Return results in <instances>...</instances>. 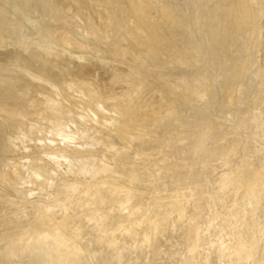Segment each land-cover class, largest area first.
I'll return each mask as SVG.
<instances>
[{"label":"rangeland","instance_id":"374dc122","mask_svg":"<svg viewBox=\"0 0 264 264\" xmlns=\"http://www.w3.org/2000/svg\"><path fill=\"white\" fill-rule=\"evenodd\" d=\"M165 1L178 21L171 29L178 55L188 43L205 41L207 32L197 16L203 10L207 23L222 0ZM259 2L264 5V0ZM56 9L62 18L56 17ZM107 22L85 0H0V104L4 93L23 92L27 86L31 96L42 100L52 93L53 84L74 79L86 78L105 96L125 91L128 84L112 78L128 72V63L102 53L112 41L86 30L88 24L103 29ZM61 34L82 49L61 43ZM224 40L220 44L225 51L210 55L207 65L184 67L168 56L150 62L147 86L132 102L142 104L148 114L157 110L161 115L172 103L175 115L133 143L114 132L119 120L112 98L106 103L112 119L102 120L58 96L66 135L40 115L44 100L39 107L21 100L25 119L10 125L2 122L0 110V264H46L44 249L38 250L33 236L65 218L66 238L81 249L74 264L264 262V202L252 217V202L236 205L239 196L221 186L227 173L247 161L253 168L264 165V13L259 39L244 29L231 31ZM232 63L240 65L237 76L231 74ZM197 74L206 76L204 86L187 87ZM35 125L46 133L23 134ZM207 125L210 137L202 152L194 154L193 134ZM55 147L63 149L59 155L50 151ZM131 173L138 175L136 181L129 179ZM183 173L184 180L179 176ZM195 181L203 186L198 214ZM116 186L133 188L130 202H122L125 191H115ZM177 199L185 203L183 217L171 209ZM134 206H140L136 214ZM35 215H44L43 220L34 222ZM158 218L161 225L153 230L151 222ZM192 228L197 230L189 237ZM197 232L198 243L193 244ZM238 232L246 239L258 238L253 258L233 253Z\"/></svg>","mask_w":264,"mask_h":264},{"label":"bare ground","instance_id":"6f19581e","mask_svg":"<svg viewBox=\"0 0 264 264\" xmlns=\"http://www.w3.org/2000/svg\"><path fill=\"white\" fill-rule=\"evenodd\" d=\"M210 1L214 0H204L205 3ZM85 2L98 16L107 17L108 22L103 29L88 24L86 30L91 34H100L107 40L112 41L111 48L101 50L102 53H110L120 61L128 63V72L114 74L112 78L115 83L125 81L128 88L119 94L105 96L100 89L95 88L91 82L84 78L74 79L61 85L53 84L52 93L42 97V100L31 96L29 86L23 92L18 91L13 94L7 92L4 93L0 104V110L3 113L2 122L5 125L24 121L27 111L20 105L21 100L27 99L26 101L34 107H39L44 100L45 107L40 115L43 119L49 120L57 132L66 135L63 100H70L73 106L87 113L98 114L102 120H109L112 118L107 114L106 103L108 104V98H112L114 103L111 104V107L118 114L117 118L119 120L114 127L115 134L126 143L142 140L150 128L160 125L165 119H170L175 115V107L172 103L169 105L167 112L161 115L157 110L148 114L142 104L132 102L131 97L147 86L146 81L149 76L148 66L150 62H157L162 60L164 56H168L167 58L171 62L184 67L193 66L200 62L207 65L210 61V55L220 50L225 51L220 42L224 39V41L228 40L231 31L236 33L244 29H251L255 33V37L259 39V21L264 13V5L259 0H222L213 7L212 15L207 23L205 22L206 17L203 10L197 16V21L205 28L208 35L205 36V41L198 44H189L190 35L188 39L184 37L188 43V49L184 48L185 53L177 55L179 48L176 39L171 35V29L175 24L177 25L178 21L175 20L174 9L165 0H85ZM55 12L57 18L63 17L61 10L56 9ZM181 25L188 29L187 23L182 22ZM119 32L122 36L117 38L116 34ZM190 34L193 35L192 32ZM58 40L65 45L82 49L81 44L65 34H61ZM122 40H125L126 43H123ZM191 58L193 59L191 60ZM239 66L238 63H232V75H238L240 71L237 67ZM192 80L194 83H190L187 87L192 85L204 86L206 76L197 74L193 76ZM188 81L186 80L185 83ZM168 89L172 92L176 88L171 87ZM58 96H62L64 99L60 100ZM46 111L49 113H46ZM210 127L207 125L206 129L194 132L193 135L196 140L193 143L192 153L198 155L202 152L204 143L211 134ZM46 131L43 126L35 125L23 134H45ZM60 150L63 149L59 147L50 148L54 155H59ZM171 169L175 170L172 165ZM179 176L182 180L186 177L185 173L179 174ZM137 178L136 173H131L129 176L131 181H136ZM221 186L223 189L233 190L234 194L239 196L236 205L247 201L252 202L253 207H250L248 212L253 217L257 208L264 202V165L253 168L247 161L239 169L227 173ZM194 188L197 189V204L194 209L196 210L195 213L198 214L203 186L195 181ZM132 189L124 190L121 186L115 187V191H125L124 200L122 201L124 204L130 202V199L134 196ZM171 207L172 210L178 213V217L185 215L186 206L180 199L173 201ZM139 208L140 206H134L132 214H136ZM43 216L35 215L34 222L43 220ZM161 221L162 219L158 218L156 221L151 222L152 229L157 230L161 225ZM66 225L67 219L65 218L57 225H48L44 232L39 231L34 234L32 240L39 245L38 250L44 249L42 252L46 256V264H66L67 262L74 264L78 260L81 249L66 238L63 231ZM196 230V228H192L188 234L189 237L194 235ZM148 237L147 235L145 240ZM196 237L193 244L198 243V232ZM237 240L233 253L241 259L253 258L259 244L258 238L251 236L250 239H246L241 232H238ZM109 244L115 243L109 240ZM24 248L29 249L27 245ZM8 252L12 253L11 247L8 248ZM256 264H264V262L257 260Z\"/></svg>","mask_w":264,"mask_h":264},{"label":"clouds","instance_id":"9594fccd","mask_svg":"<svg viewBox=\"0 0 264 264\" xmlns=\"http://www.w3.org/2000/svg\"><path fill=\"white\" fill-rule=\"evenodd\" d=\"M76 59H78V60H79L80 58H79V57H77ZM81 62H83V61H81Z\"/></svg>","mask_w":264,"mask_h":264}]
</instances>
